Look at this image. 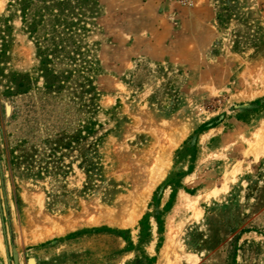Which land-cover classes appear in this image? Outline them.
Wrapping results in <instances>:
<instances>
[{"label": "rangeland", "instance_id": "374dc122", "mask_svg": "<svg viewBox=\"0 0 264 264\" xmlns=\"http://www.w3.org/2000/svg\"><path fill=\"white\" fill-rule=\"evenodd\" d=\"M70 4L51 3L77 25L55 40L47 89L38 41L56 19L31 35L20 0H0V264L14 250L18 264H159L170 224L187 254L175 264H264V154L248 153L264 125V0ZM186 126L129 223L153 155ZM181 192L205 195L198 220L175 209ZM54 222L76 227L46 236Z\"/></svg>", "mask_w": 264, "mask_h": 264}, {"label": "bare ground", "instance_id": "6f19581e", "mask_svg": "<svg viewBox=\"0 0 264 264\" xmlns=\"http://www.w3.org/2000/svg\"><path fill=\"white\" fill-rule=\"evenodd\" d=\"M190 130H191V128L189 126H186L182 129L178 130L174 134V136L173 135L171 136L172 138L168 141V143L161 150H159L158 152H156V154L153 155L152 164H151V166L149 168V172H148L150 175L149 182L146 183L142 192L137 195V197L135 199V207L133 208L132 211H130L128 213L127 221L129 223L133 224V223L137 222L138 218L140 217V215L143 211L144 206H146V204H147V201L152 196L154 190L159 185V183L163 179H165L168 171L170 170L173 151L178 149V147L183 142V140L188 136ZM211 133H209L203 137V143L207 142ZM248 153L256 154L257 158H259L260 156H262L264 154V125L257 132L256 139L251 142L250 150ZM144 169L147 170V168H144ZM204 196L205 195H203V194L190 195L187 193H182L175 209L185 208L189 211H193L194 217L198 220L203 213V211L200 207V202L204 199ZM98 214H100V213H98ZM93 217H90L88 220L86 218L85 221L83 219V221L85 223H90V224L95 223L97 220ZM170 222H173V221H170ZM50 225L52 226V228L45 234L46 236H50V235L56 234V233H58V234L63 233L67 229H70L71 227L75 226V225L63 226V225L57 224L55 222L51 223ZM175 235L176 234L172 230V226L170 224V232L168 233V238H167L168 240H167V243L164 245L165 247L163 249L161 260H160L159 264H175V262L177 260H180V257H182V258L187 257L186 256L187 254H184L183 251H180V252L178 251L179 246L176 245V242H178V241H176ZM177 240H178V238H177Z\"/></svg>", "mask_w": 264, "mask_h": 264}, {"label": "trees", "instance_id": "16d2710c", "mask_svg": "<svg viewBox=\"0 0 264 264\" xmlns=\"http://www.w3.org/2000/svg\"><path fill=\"white\" fill-rule=\"evenodd\" d=\"M41 2L42 6L39 8H37L35 10V12H30V9L32 8L33 4L35 2ZM78 4H80V6L82 5H86L88 6L90 2L95 1V0H77ZM53 5H59V6H68L71 5L70 3L72 2V0H20V5L23 6V14L24 17L26 18V22L28 24L29 27V32L31 33V35H35L36 33L39 32V26L42 25H46L48 22H46V17L47 16H51L54 17L56 20L52 21L50 19L49 24L50 27L49 29H47L46 27L43 30V34H41L39 36V40L38 44H43L45 47H43V45H40L38 48V54L40 56V58L42 59V67H43V71L46 75L47 78V89H52L55 86V80L57 81V77H55L53 74H51V72L48 70V65L51 63L52 60V56H55L58 52L59 49L58 47L55 45L56 43V39L57 37H61V35H64L65 37H71L74 34V27L77 25V23L73 22V23H67V18L62 19V17L58 16V15H53L52 9H51V3ZM62 13V12H61ZM29 18V20H28ZM48 25V24H47ZM64 27V29L60 32L59 36H56L54 34H57L58 31L56 30L57 27ZM84 30V29H83ZM52 35V36H51ZM47 36H49V38H47ZM52 38H51V37ZM63 41V40H62ZM51 42V44L49 45L48 43ZM52 80V81H51ZM202 131L206 130V127L203 126ZM170 205V202L166 205V207H168ZM148 223V215H146L143 220L140 222V225L142 227V235H144L145 233H147L149 231V227L147 225ZM160 230L162 231L163 228L161 226ZM97 231H101L100 229ZM121 236H125L127 234V232H119L118 233Z\"/></svg>", "mask_w": 264, "mask_h": 264}, {"label": "water", "instance_id": "95a60500", "mask_svg": "<svg viewBox=\"0 0 264 264\" xmlns=\"http://www.w3.org/2000/svg\"><path fill=\"white\" fill-rule=\"evenodd\" d=\"M14 256H15V262H16V264H18V254H17V251L16 250H14Z\"/></svg>", "mask_w": 264, "mask_h": 264}, {"label": "crops", "instance_id": "0c3cea01", "mask_svg": "<svg viewBox=\"0 0 264 264\" xmlns=\"http://www.w3.org/2000/svg\"><path fill=\"white\" fill-rule=\"evenodd\" d=\"M211 132H213V131H211ZM211 132H210V133H211ZM208 134H209V133H208ZM206 135H207V134H206ZM203 137H204V136H203ZM182 193H186V192H181V193L179 194V199H180V196H181ZM187 194H188V193H187ZM190 195H191V194H190ZM178 201H179V200H178ZM177 204H178V202H177ZM176 206H177V205H176ZM176 206H175V208H176Z\"/></svg>", "mask_w": 264, "mask_h": 264}]
</instances>
